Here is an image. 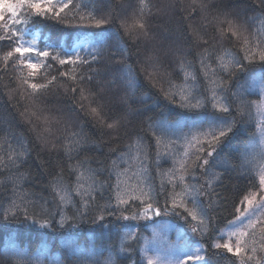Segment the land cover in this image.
Returning a JSON list of instances; mask_svg holds the SVG:
<instances>
[{
	"label": "trees",
	"instance_id": "trees-1",
	"mask_svg": "<svg viewBox=\"0 0 264 264\" xmlns=\"http://www.w3.org/2000/svg\"><path fill=\"white\" fill-rule=\"evenodd\" d=\"M39 2L0 20V264H144L145 223L124 217L145 212L205 264H262L264 212L239 257L214 247L261 186L260 0Z\"/></svg>",
	"mask_w": 264,
	"mask_h": 264
},
{
	"label": "rangeland",
	"instance_id": "rangeland-1",
	"mask_svg": "<svg viewBox=\"0 0 264 264\" xmlns=\"http://www.w3.org/2000/svg\"><path fill=\"white\" fill-rule=\"evenodd\" d=\"M250 84L251 92L260 95V99L254 105L257 118L256 137L249 154L256 160V156L252 153L258 152L260 154L257 156L262 165L257 173L261 186L257 192H253L245 198L237 218L220 232L217 243L221 245L230 243L234 249L237 244L242 246L247 233L256 226L264 212V183H262L264 181V81L259 75H255ZM148 215L149 213L145 212L136 214L134 217H124V220L131 222L141 220L142 223H145L139 222L142 226L141 229L147 231L141 237L144 264H205V253L200 243L191 242L184 234L183 229L163 218L147 224ZM262 264H264V260Z\"/></svg>",
	"mask_w": 264,
	"mask_h": 264
},
{
	"label": "snow or ice",
	"instance_id": "snow-or-ice-1",
	"mask_svg": "<svg viewBox=\"0 0 264 264\" xmlns=\"http://www.w3.org/2000/svg\"><path fill=\"white\" fill-rule=\"evenodd\" d=\"M30 0H0V20H3L4 19V13L5 11L9 12L13 17H16L17 16V8L20 6V5H23L25 3H29ZM48 2H50V0H48ZM260 3L262 6H264V0H260ZM68 5L65 4L63 7H61L60 9V12H62L64 10V8H66ZM31 7L36 9L37 12L39 13H42V14H46L47 12L49 11H52V9L50 8H45L43 6V4L41 2H39V0H31ZM57 16H59V12H56L55 13ZM13 23H16V20L14 19L13 20ZM141 27H143V25H141ZM9 38L11 39H15L14 37V34L13 33H9ZM0 39H3V37H0ZM15 51L17 53H26V52H32L33 49L32 48H21V47H16L15 48ZM8 55L10 56L11 55V52L8 53ZM39 55L43 56V57H47L49 55V53L47 51H41L39 53ZM261 59H264V55H261ZM66 61L64 60H61L60 63L63 64L65 63ZM29 67L31 68H36V65L35 64H32L30 63L29 64ZM31 87L33 89L37 88L38 86L36 84H32ZM73 91H75V89H73ZM224 112H227L228 111V108H224L223 109ZM92 112L95 114L96 113V109H93ZM108 127H113V125H108ZM231 127L230 125L227 126L226 128H221L219 130V133L218 135L214 132L212 133V141L209 142V145H208V148L211 149V151H215V148L216 146L221 142V138H226L227 137V133L228 132H231ZM201 152L205 151L204 148H201L200 149ZM211 151H209V155H211ZM209 161L207 159H204L202 161V164L203 165H208ZM262 183H264V181H262ZM123 203V201H122ZM174 207H178L176 205H174ZM147 209H150V210H153L157 215H159V209H154L153 208V205L151 203H148L147 204ZM193 219H195V215L192 216ZM101 219H103V217H101ZM193 231H195V229H193ZM214 247L216 248H223L225 249L227 252L229 253H232L233 251H235V255L237 257H239L243 251V249L240 247L239 244H237L235 246V249L233 248V245L230 244V243H225L223 245L219 244V243H216L214 245Z\"/></svg>",
	"mask_w": 264,
	"mask_h": 264
}]
</instances>
